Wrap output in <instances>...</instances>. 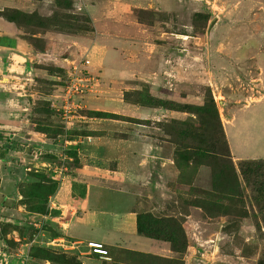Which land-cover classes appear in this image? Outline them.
I'll list each match as a JSON object with an SVG mask.
<instances>
[{
    "label": "rangeland",
    "instance_id": "374dc122",
    "mask_svg": "<svg viewBox=\"0 0 264 264\" xmlns=\"http://www.w3.org/2000/svg\"><path fill=\"white\" fill-rule=\"evenodd\" d=\"M174 2L0 7V264H264V0Z\"/></svg>",
    "mask_w": 264,
    "mask_h": 264
},
{
    "label": "crops",
    "instance_id": "0c3cea01",
    "mask_svg": "<svg viewBox=\"0 0 264 264\" xmlns=\"http://www.w3.org/2000/svg\"><path fill=\"white\" fill-rule=\"evenodd\" d=\"M23 2V0H0V7L4 5H10L13 2ZM100 1H107L110 3L120 4L121 6H124V8H128L130 10H144V11H161V12H173L174 10L177 11V4L174 2V0H100ZM12 32L10 29V23L7 21H4L0 17V36L4 37V34H9ZM3 35H2V34ZM113 37V38H112ZM112 39H110L107 43L110 47H114V49H119L123 51H129V52H136L138 48L135 41H127L126 39L119 40V38L115 39L114 36H111ZM3 42V39L1 40ZM96 43V42H95ZM117 46V47H116ZM101 56L105 58L108 53L104 51L106 49L103 46H101ZM151 51V50H149ZM14 54V53H12Z\"/></svg>",
    "mask_w": 264,
    "mask_h": 264
},
{
    "label": "built area",
    "instance_id": "2783aa9c",
    "mask_svg": "<svg viewBox=\"0 0 264 264\" xmlns=\"http://www.w3.org/2000/svg\"><path fill=\"white\" fill-rule=\"evenodd\" d=\"M89 65V60L83 59L78 66H73L68 82L63 86V106L62 109L65 114L70 113L73 107V98L85 94L90 89V83L94 80L89 76V72L84 71V68ZM82 69V70H81ZM70 106V108H69ZM88 248L96 255L104 256L107 251L103 245L98 242H88Z\"/></svg>",
    "mask_w": 264,
    "mask_h": 264
},
{
    "label": "bare ground",
    "instance_id": "6f19581e",
    "mask_svg": "<svg viewBox=\"0 0 264 264\" xmlns=\"http://www.w3.org/2000/svg\"><path fill=\"white\" fill-rule=\"evenodd\" d=\"M254 129H255V128H254ZM254 129H253V130H254ZM258 133H259V132H258ZM253 134H254V133H253ZM260 136H261V135H260ZM250 145H251V144H250ZM251 146H252V145H251ZM249 150H250V149H249Z\"/></svg>",
    "mask_w": 264,
    "mask_h": 264
}]
</instances>
